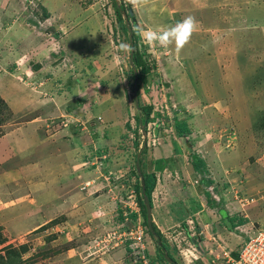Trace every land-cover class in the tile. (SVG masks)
Here are the masks:
<instances>
[{"label": "rangeland", "instance_id": "obj_1", "mask_svg": "<svg viewBox=\"0 0 264 264\" xmlns=\"http://www.w3.org/2000/svg\"><path fill=\"white\" fill-rule=\"evenodd\" d=\"M164 1L148 0L142 8H133L128 0H116L121 11L118 16L113 0H0V135L16 126L25 129V123L35 120L22 134L27 140L24 144L31 145L28 149L31 160L37 159L34 153L41 152V145L52 144H41L49 141L44 137H50L53 143L58 142L55 145L59 151L63 147L74 150L77 163L81 159L92 163L88 166L92 173H86L85 179L92 181L89 188L97 191L99 201L94 199L81 205L75 201L68 210L74 214L73 210H78L80 217L89 215V220L99 214L106 218L105 229L94 239L96 243H92L90 252L107 255L117 243L116 248L122 251L115 259L117 264L132 263L129 245L133 240L129 235L134 237L138 227L145 229L133 190L139 184L135 155L144 142L149 144L139 155V169L152 174L151 161L156 158L151 152L158 145L155 137L164 136L167 141V136L174 132V119L184 121L195 133L203 126L212 133L209 141L215 144L212 150L210 144L207 149L204 143L198 148L199 140L192 136L186 140L188 150H183V167L176 162L175 153L173 160H166L168 164L161 178L167 183L165 187L186 184L191 173L190 157L195 154L203 160L206 170L205 175L196 178L212 181L206 187L212 193L208 203L202 200L205 211L215 203L217 211L222 210L236 220L243 213L248 217L262 216V225L242 224L228 229L231 253L236 254L244 230L264 231V0H169L171 14L154 15L157 8L164 10ZM128 10L133 20L128 17ZM185 13L197 21L189 47L194 53L195 61L191 64L194 70L188 71H183L184 60L175 56L180 52L177 53L174 43L167 48L149 46L137 31L138 28L163 31L184 19ZM127 29L138 33L137 49L143 50L149 69L146 75L138 71L141 76L136 83L137 103L150 106L152 113H156L151 114L152 120L145 125L144 137L138 123L139 112L132 100L129 51L120 47L122 43L129 46ZM179 98H186L189 105L174 101ZM155 117H161L163 122L154 121ZM35 137L42 141H35ZM233 143L238 144V149L252 163L251 177L248 168L240 167L233 172L231 165H225L232 160L226 157L230 148H236ZM215 154L225 163L221 171L215 168L221 163ZM172 166L179 168L176 175L171 173ZM253 176L257 190L244 185ZM159 185H155L157 190L152 197L155 204L152 219L165 246L160 253H169L178 260L176 264H183L191 259L186 251L189 241L184 235L164 233L165 202L157 196L164 192ZM194 187L195 184L190 188L193 192ZM198 197L195 198L199 200ZM256 200L262 201V212L253 215L248 212ZM186 203L177 205L175 219L172 217L179 226L191 214L186 207L193 204ZM156 212L161 214L160 219V214L155 217ZM129 213H134L135 218L129 217ZM213 215L221 230H225L220 216ZM1 232L0 240H3ZM43 236L51 239L54 234ZM140 242L133 246L143 248L152 262L171 264L159 259L157 245L147 233L143 232ZM227 256L234 261L229 253ZM226 260L221 252L217 258L199 264H234ZM6 261H9L7 253H0V264Z\"/></svg>", "mask_w": 264, "mask_h": 264}, {"label": "crops", "instance_id": "obj_2", "mask_svg": "<svg viewBox=\"0 0 264 264\" xmlns=\"http://www.w3.org/2000/svg\"><path fill=\"white\" fill-rule=\"evenodd\" d=\"M164 3H166L165 6L163 5L164 10L157 8L154 15L163 17L164 13L168 15L171 14L170 4L172 3L169 4V0H165ZM181 9H183V7ZM189 9H192V6H190ZM188 16L189 15L185 13L182 17L185 18ZM190 45L189 42L180 51V55H175L177 58L184 60L182 62L185 65L183 71H188L189 69L194 70L191 68L192 62L195 61L193 59L194 53L192 54L191 49H189ZM188 63L190 66L186 65ZM181 72L182 70H180V73ZM175 73L172 72V74ZM172 74L170 78H173ZM186 98L188 97L186 96ZM186 98H179L174 101H176V103H181L182 101V104L189 105V103L186 102ZM240 110L241 109H239L238 112H240ZM153 113L155 112L153 111ZM153 113L151 109L149 115L150 120L153 118ZM160 114L162 115V113ZM241 116L244 117L245 115L241 114ZM161 117H159L160 119L155 117L154 121L163 122ZM33 122L35 123V120L25 123V129L16 126L14 128L15 130L13 129L14 131L9 129L5 132L6 128L3 126L2 130L4 128L3 132L5 133L0 135V224L2 225L0 231H2L1 233L4 236L3 243L0 244V253H7L9 261H6V264H117L115 259L120 256L119 253H122L118 248H114L110 252H107V255L104 253L97 255L90 252L92 243H96L94 239H96L98 235H101L105 229L103 223L106 218L99 214V216H93L92 220H89V215H82L80 217L77 215L81 213H79L78 210H73L75 214L69 212L71 210H68L75 201L81 205L83 202L94 201V199L98 200L100 198L97 191L89 188L92 186V181H88L87 178L85 179L86 173H92L91 170L88 171V166L92 165V163L85 162L84 160L82 161V159L77 163L74 150L71 151L69 147H63V151H59L55 145L58 142L53 143L52 140L54 139L44 136V138H49V141L45 140L41 142V144L51 142L53 145H41V148L39 147L41 152L34 153L37 159L31 160L30 156H32V154L28 151L31 145L27 146V144H24L25 139L22 134L24 130L32 127V124H34ZM202 127H200L201 130H198L197 133L189 130L190 134L187 136L188 138H182L177 136L172 126L174 132L170 135L171 137L167 136V141L164 136L158 135L155 137L154 141H156L158 145L154 146L151 152V156L156 158L151 161L153 162L151 165V172L156 183H154L150 195L151 219L154 217L153 211L155 204L152 197L157 190L155 185L158 186V184H160L163 187L161 190L164 192V195L158 194L157 196H160L165 202L163 207L165 219L163 221L166 231L164 233L168 236L174 233L180 237L184 235V238L189 241L186 251L191 254V259H189L188 262L183 261V264H199V261L205 259H215L221 252L225 258L227 257L225 262H228L230 257H228L227 254L229 253L231 257L233 254L231 253L232 249L230 245V241L232 240L227 237L229 236L228 229H233L232 224H235L239 219L236 220L223 214L222 210L221 212L217 211V205L215 203H211L210 210L205 211L203 202L208 203L207 199H209L212 193H208V189L206 188L208 185L203 186L200 183V178H196L197 175H202V172L194 173L191 168V173L189 172L190 176L186 178L187 182L185 185H179L178 187L168 186V189L165 187L167 183L161 179L162 173L167 167L166 163L168 164L166 160H173L175 154L177 159L176 162L181 163V167H183L182 162L185 160L183 150H188L186 140H189V138L191 139L193 137L199 140L197 144L198 148L204 143L205 146L207 145V149H209V144L211 149L212 147L214 149L213 144H215V142L209 141L212 133L206 132L207 130ZM231 135L233 137V134L229 133V137H231ZM34 139L38 142L42 141L39 138L36 139V137ZM206 142H208V144ZM145 145L149 147V144L144 142L143 149H146ZM232 146L236 148H230V152H228L226 158H228V160L231 158L232 160L229 161L228 164L219 161L220 158L215 154L216 160L221 162L216 165V170H223L224 163L225 165H231V167H233V172L236 171V169H240V167H243V170L248 168L250 171L248 176L252 175V163L247 161L245 153L238 149V144L233 143ZM44 149L47 151L45 152ZM241 154L242 156H239ZM10 160L12 164L7 163ZM28 160H30V162ZM216 160L213 161L214 164H216ZM4 164H7L9 167L3 168L2 165ZM169 166L170 165H168V168ZM189 167H191V165ZM178 169L179 168L174 166L171 168V173L176 175ZM250 177L244 185H251L255 189L257 185L252 180L254 176L252 178ZM193 184H195V193L191 190ZM77 186H81L82 188L80 187L81 189H78ZM205 193H207V196ZM197 194L200 195V197H198ZM195 197H198L199 200ZM104 199L103 197L100 201ZM184 202H187L186 204L192 203L193 205L191 208L184 205L188 211H191V214L190 216L188 215V218L181 222V226H179V224L174 223L175 221H173V219H175L176 215V206L178 205L179 207L183 205ZM260 202L262 201L256 200V205H251L249 207L250 210L248 209V213L253 215L254 213H261L262 203L260 204ZM100 205L98 206L100 207ZM243 206L244 205L241 206V211H243ZM94 208L95 207H93V209ZM159 214V212L158 214L156 212L155 217ZM213 214L220 216L219 221L225 230H221V227L218 225L219 222H216L218 220L215 219V215ZM241 215L244 221L243 225L251 226L254 223L262 225V216L248 217L246 213ZM160 218L161 214L159 219ZM153 221L152 219V223ZM100 227H102V229H100ZM48 230H51L52 233H48ZM43 234H46V236L54 234V236H52L51 239H45ZM39 237L42 239L39 240ZM194 237H197L198 240L195 241ZM238 240H240V237H238ZM238 242L239 241H237V244ZM189 247L194 254L188 249ZM2 249L4 251H2ZM224 251H227V254L224 253ZM117 255L119 256L117 257ZM168 255L173 259L174 264H176L178 260L169 253Z\"/></svg>", "mask_w": 264, "mask_h": 264}, {"label": "trees", "instance_id": "obj_3", "mask_svg": "<svg viewBox=\"0 0 264 264\" xmlns=\"http://www.w3.org/2000/svg\"><path fill=\"white\" fill-rule=\"evenodd\" d=\"M113 5H115V2L113 0ZM114 11L115 13L119 16L118 14V10L115 6L114 8ZM128 17L133 20V16H129ZM121 22V20H120ZM121 28L123 30L124 27L121 25ZM128 30V29H127ZM129 31V30H128ZM130 33V41L128 42L129 44V48L131 46V51H132V55H131V62H132V65L134 67V69L136 70L137 72V80H140V73L143 74V75H146L148 73V67L146 65V62L144 61L143 59V50H140V49H137V41H138V33L132 29L131 31H129ZM130 52V50H129ZM127 65H128V62H127ZM129 66V65H128ZM138 71H141L140 73H138ZM130 75H131V80L133 78V75H132V71L130 69ZM136 97H137V91H136ZM138 112H139V118L141 119L140 121L142 122V125H143V132L145 131L144 127L147 123L150 122V119H149V115H150V112H151V107L150 106H139L137 104V109ZM173 127H174V130L177 134V136L179 137H187L189 136L190 132H189V129L187 128V125L184 121H177L174 119L173 121ZM139 150V149H138ZM144 150L143 149L141 153H144ZM191 160H190V165H191V168L193 170L194 173H198V172H202V175H205L206 173V170H205V164L204 162L195 154H192L191 155ZM139 164L141 166V160H139ZM137 176V175H136ZM141 176H142V179H143V185H144V195L147 197L148 199V202L150 204V207H151V202H150V195H151V192H152V189L154 187V183H155V179H154V176L153 174H147V173H144L143 171L141 172ZM138 178V177H137ZM138 182H139V178H138ZM200 183L203 185V186H207L209 184H211V181L209 179L207 180H204L203 177L202 179H200ZM133 190H134V193H135V198H136V205L138 207V211H139V214L142 218V224L144 225L145 227V233H147V235L153 239L155 241V246H156V239L154 238V236L157 237L158 241L160 242V246H156V254L157 256L159 257V259H161L162 261H165V259H163L162 257V254L160 253V249L161 251L164 249L165 250V246L163 244V239L161 237V235L159 234V232L157 231V229L155 228V226L153 225V223H151V226H152V230L154 231V235H151L147 230H146V225H145V218H144V208H143V204H142V197H141V194H140V184H137V185H134L133 187ZM206 196H207V193H205ZM132 214V215H131ZM129 217L131 218H135V214L134 213H129L128 214ZM244 223L243 219H238L236 221V225L235 224H232V228H234L235 226H238V225H242ZM3 243V240H0V244ZM232 257L236 258V254H232ZM167 258H169L170 260H172V264H174L173 262V259L167 255Z\"/></svg>", "mask_w": 264, "mask_h": 264}, {"label": "built area", "instance_id": "obj_4", "mask_svg": "<svg viewBox=\"0 0 264 264\" xmlns=\"http://www.w3.org/2000/svg\"><path fill=\"white\" fill-rule=\"evenodd\" d=\"M143 232L145 233V229L138 227L134 232V237H131V234L129 235L130 240H133L131 245H129L131 264H155L143 253V248H139L137 245L136 247L133 246L134 244L141 243L140 239L143 236ZM243 235L241 244H239L236 252V258L234 261L232 259H229V261H232L234 264H264V231L260 228L249 229L248 231L244 230ZM117 246L118 244L114 243L113 248ZM108 248L113 249L111 247Z\"/></svg>", "mask_w": 264, "mask_h": 264}, {"label": "clouds", "instance_id": "obj_5", "mask_svg": "<svg viewBox=\"0 0 264 264\" xmlns=\"http://www.w3.org/2000/svg\"><path fill=\"white\" fill-rule=\"evenodd\" d=\"M133 8H142L148 3V0H128ZM197 21L194 17L188 16L178 21L175 26L161 30H143L137 29L142 39L149 45H159L167 48L171 44H175V49L179 53L189 42L196 30ZM122 50L129 51L130 48L126 44L120 45ZM145 141V140H144Z\"/></svg>", "mask_w": 264, "mask_h": 264}, {"label": "water", "instance_id": "obj_6", "mask_svg": "<svg viewBox=\"0 0 264 264\" xmlns=\"http://www.w3.org/2000/svg\"><path fill=\"white\" fill-rule=\"evenodd\" d=\"M115 2V6L116 8L118 9V11H120L119 7H118V4L116 2V0H114ZM121 12V11H120ZM127 15L131 16L132 13L130 10L127 11ZM128 41H130V34L128 35ZM131 55H132V51H131V46H130V52H129V58H128V65L132 71V75H133V78H132V100H133V104H134V108L137 109V97H136V83H137V73H136V70L134 69L133 65H132V62H131ZM139 126L141 127V132H142V135L144 137V132H143V125H142V122L139 120ZM144 148V143L140 146L137 154L135 155V158H134V168H135V172L139 178V184H140V194H141V201H142V204H143V208H144V218H145V225H146V229L147 231L151 234V235H154V231L152 230V226H151V223H152V219H151V207H150V204L148 202V199L147 197L144 195V185H143V179H142V176H141V172H140V169H139V155L141 153V151L143 150ZM154 238L156 239V245L159 246L160 245V242L158 241L157 237L154 236ZM197 248V246H196ZM162 257L163 259H165L166 262L168 263H171L172 264V260H170L169 258H167V255H166V252H163L162 253Z\"/></svg>", "mask_w": 264, "mask_h": 264}]
</instances>
